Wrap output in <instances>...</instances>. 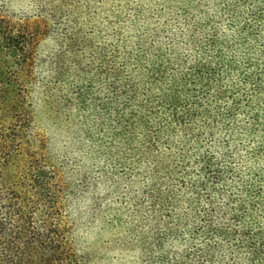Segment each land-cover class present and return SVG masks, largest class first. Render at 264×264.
Wrapping results in <instances>:
<instances>
[{"label":"trees","instance_id":"trees-1","mask_svg":"<svg viewBox=\"0 0 264 264\" xmlns=\"http://www.w3.org/2000/svg\"><path fill=\"white\" fill-rule=\"evenodd\" d=\"M94 3L0 0V264L87 261L52 149L71 107L164 173V264H264V0H125L112 32L80 17ZM81 50L93 87L59 72Z\"/></svg>","mask_w":264,"mask_h":264},{"label":"rangeland","instance_id":"rangeland-1","mask_svg":"<svg viewBox=\"0 0 264 264\" xmlns=\"http://www.w3.org/2000/svg\"><path fill=\"white\" fill-rule=\"evenodd\" d=\"M124 3L95 0L93 7L82 8L80 17L94 21L103 32H112L119 25L118 12ZM147 3L164 8V0ZM123 12L133 17L128 8ZM162 13L153 23L159 35L152 34L150 40L164 42ZM47 46L51 52L55 49L52 38ZM86 52L81 50L74 56L69 53L59 62V72L70 75L82 88L93 87L94 80L85 65L90 58ZM51 121L57 129L51 131L53 155L64 167L73 191L75 207L70 220L75 241L87 256L85 264H164V173L160 180L146 175V145L140 142L127 146L123 139L114 137L113 121L96 119L87 124L82 112L73 107L66 109L62 119L53 111ZM175 248L184 246L167 247Z\"/></svg>","mask_w":264,"mask_h":264}]
</instances>
